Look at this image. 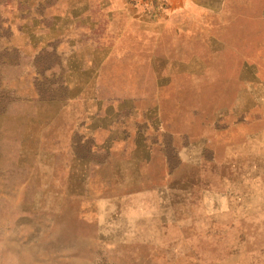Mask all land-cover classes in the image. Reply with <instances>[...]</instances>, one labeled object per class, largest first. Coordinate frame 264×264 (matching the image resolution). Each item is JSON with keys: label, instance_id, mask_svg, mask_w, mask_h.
I'll return each instance as SVG.
<instances>
[{"label": "rangeland", "instance_id": "rangeland-1", "mask_svg": "<svg viewBox=\"0 0 264 264\" xmlns=\"http://www.w3.org/2000/svg\"><path fill=\"white\" fill-rule=\"evenodd\" d=\"M0 12V264H264V0Z\"/></svg>", "mask_w": 264, "mask_h": 264}, {"label": "trees", "instance_id": "trees-1", "mask_svg": "<svg viewBox=\"0 0 264 264\" xmlns=\"http://www.w3.org/2000/svg\"><path fill=\"white\" fill-rule=\"evenodd\" d=\"M9 32V28L5 27L3 25V21H2V16H1V12H0V37H2L4 34ZM3 61H10V58H7L6 60H4L3 58H0V65L3 64ZM45 64H43V71L41 73H43L44 71L48 70L50 68V66H45ZM38 84V83H37ZM35 88L36 91L39 95V97H41V99H47L49 97H54L55 92L52 91L51 87L49 85L44 86V85H39L36 86L35 83ZM10 103V97L9 94L4 91L3 89H1V76H0V112H3L6 108L7 105Z\"/></svg>", "mask_w": 264, "mask_h": 264}]
</instances>
